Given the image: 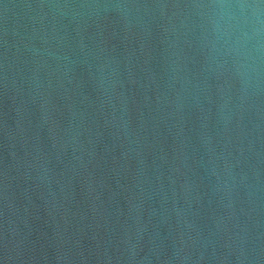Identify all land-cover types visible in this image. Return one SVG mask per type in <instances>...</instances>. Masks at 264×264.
Returning a JSON list of instances; mask_svg holds the SVG:
<instances>
[{
	"label": "water",
	"instance_id": "obj_1",
	"mask_svg": "<svg viewBox=\"0 0 264 264\" xmlns=\"http://www.w3.org/2000/svg\"><path fill=\"white\" fill-rule=\"evenodd\" d=\"M0 264H264V0H0Z\"/></svg>",
	"mask_w": 264,
	"mask_h": 264
}]
</instances>
